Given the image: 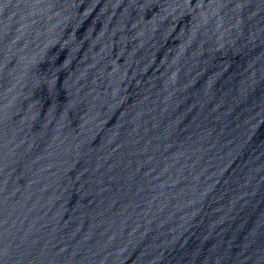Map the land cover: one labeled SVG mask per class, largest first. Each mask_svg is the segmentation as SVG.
Here are the masks:
<instances>
[{
    "label": "water",
    "instance_id": "water-1",
    "mask_svg": "<svg viewBox=\"0 0 264 264\" xmlns=\"http://www.w3.org/2000/svg\"><path fill=\"white\" fill-rule=\"evenodd\" d=\"M0 264H264V0H0Z\"/></svg>",
    "mask_w": 264,
    "mask_h": 264
}]
</instances>
